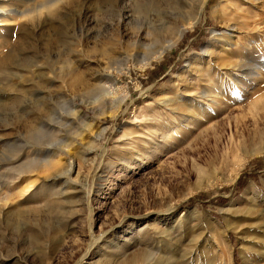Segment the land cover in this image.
Segmentation results:
<instances>
[{
  "label": "rangeland",
  "instance_id": "374dc122",
  "mask_svg": "<svg viewBox=\"0 0 264 264\" xmlns=\"http://www.w3.org/2000/svg\"><path fill=\"white\" fill-rule=\"evenodd\" d=\"M253 136L264 0H0V264H264Z\"/></svg>",
  "mask_w": 264,
  "mask_h": 264
},
{
  "label": "bare ground",
  "instance_id": "6f19581e",
  "mask_svg": "<svg viewBox=\"0 0 264 264\" xmlns=\"http://www.w3.org/2000/svg\"><path fill=\"white\" fill-rule=\"evenodd\" d=\"M101 1H103V4L105 5V6H111L112 4H113V1L114 0H101ZM135 10L138 12H143L142 10V8H135ZM201 10V9H200ZM111 11V10H110ZM105 12H109L108 10H105ZM117 12V11H116ZM117 14H119L118 12H117ZM197 15H194V16H191V22H190V24L191 23H193L194 21H196V19H197V17H198V15L200 14V12H198L197 11V13H196ZM190 19V18H189ZM180 34V32H177V33H175V36L171 39V40H166L167 41V46L166 47H169L170 45H172L173 44V42H175L174 40L176 39V37L178 36ZM160 37H161V34L160 33H155V35H154V41H156V42H160ZM157 43V44H158ZM161 43V42H160ZM166 47H162V48H166ZM159 49V53H162L163 52V50L164 49ZM12 54H13V52H11L10 54H9V57H11L12 56ZM9 57H7V58H9ZM12 58V57H11ZM10 58V60H12ZM30 59H27L26 61H24V63L25 64H29L30 63ZM243 67V66H242ZM242 69L243 68H241V70H239L240 71V73L243 75L244 73H245V71H242ZM229 72V71H228ZM243 72V73H242ZM226 73V72H225ZM239 74V73H238ZM257 74V73H256ZM248 74L246 73V75L245 76H247ZM249 75L250 76H252V75H254V72H250L249 73ZM230 77H231V79L233 80V85H235L236 87H238V86H241V85H239V84H241V83H239V80H237V78H238V75H236V74H231L230 75ZM227 78V77H226ZM230 79V78H229ZM230 83V82H229ZM198 85H200V84H198ZM244 85V84H243ZM211 95V94H210ZM210 95H208V96H210ZM200 96H205L204 95V93H202V91H201V95ZM219 98L218 97H215V96H213L212 97V100L215 102V103H217V104H222L221 102H219V100H218ZM18 103H20V100L19 99H17V101H16V104H18ZM197 104H199L200 105V103L198 102V103H196V106H197ZM193 107L194 109H196V111H197V115H199L198 117H199V121H203L202 119L203 118H207V117H209L210 115H209V113H210V111H206L205 109H203V112H202V109H200V108H197V107ZM188 112V111H187ZM214 112V111H213ZM194 113H195V110H194ZM196 116V115H195ZM61 118H64V113H62L61 114V116H60ZM197 117V118H198ZM199 121H197V123H199ZM196 123V124H197ZM43 128H41V129H39L38 127H36L35 125H29V126H26V128H28V132H29V134L33 137V138H42L43 136H44V133H45V130L46 129H44V128H46L45 126H46V122H44L43 123ZM60 127V126H59ZM208 131V128L206 129V131L205 132H207ZM46 138V137H45ZM256 141L257 140H255V136H253L252 138H250L249 140H238L237 141V146H238V148L239 149H243L244 150V152H246L245 154H244V159L243 160H247L248 158H251L252 156H255V155H261V154H264V145L262 146H259V147H255V148H252V145H251V148H249L248 146L250 145V144H255L256 143ZM43 142V141H42ZM256 145V144H255ZM237 148V147H236ZM243 152V153H244ZM248 161V160H247ZM246 194H250V196H248V197H250L249 198V200L252 202V203H254L255 202V204L254 205H252L251 207H253L254 209H256V210H258V211H255L256 212V214L258 213L259 215H261L262 214V211H264V192H262V191H260V190H258V189H255V188H253V187H251L248 191H247V193ZM247 197V198H248ZM257 202H259L258 204H257ZM262 206V207H261ZM261 207V208H260ZM232 208V204L231 205H229V207H227V208H223V211L225 212V213H231L233 210L231 209ZM240 210V209H239ZM253 210V209H252ZM248 211H250V210H248ZM37 211H35V213H36ZM236 212V211H235ZM253 212V211H252ZM250 214V213H249ZM264 215V214H263ZM226 219H225V222L227 223V225H228V227H229V229H231L230 228V222H229V220H228V218L227 217H225ZM230 219V218H229ZM222 224V223H221ZM248 226H249V224H248ZM250 226H252V223H251V225ZM157 228V227H156ZM250 228V227H249ZM154 229H155V227H154ZM228 229V228H227ZM227 229H225L224 228V233H225V235L228 233V230ZM159 231H161V230H159ZM159 231H157V229H155V233H159ZM221 231H222V229H221ZM153 232V231H152ZM164 232V231H163ZM167 232V231H166ZM245 232V231H244ZM243 232V233H244ZM93 233V232H92ZM162 233V232H161ZM222 234V233H221ZM40 233H37V232H34L33 234H32V240H33V242L34 243H38L39 242V240H40ZM94 236V235H93ZM224 236V235H223ZM254 241L255 240H253V238L251 239V241L249 242V243H254ZM259 241V240H258ZM250 246V245H249ZM249 246H247V244L245 243L244 244V247L246 248V250L247 251H249L250 253L251 252H254L253 251V249H252V246L251 247H249ZM153 248V247H152ZM150 252H152V251H150ZM149 252V253H150ZM150 256V255H149ZM134 257H135V255H134ZM134 257H132V258H134ZM150 260H152V258H147V261H150ZM171 263H173V262H171ZM179 263V262H178ZM124 264H133V261H132V259H130V258H128L127 260H125L124 261ZM173 264H177V263H173ZM180 264V263H179ZM206 264H210L209 262L208 263H206Z\"/></svg>",
  "mask_w": 264,
  "mask_h": 264
}]
</instances>
